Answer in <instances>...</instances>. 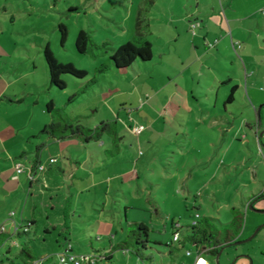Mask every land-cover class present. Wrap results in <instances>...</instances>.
Returning a JSON list of instances; mask_svg holds the SVG:
<instances>
[{"label": "rangeland", "instance_id": "374dc122", "mask_svg": "<svg viewBox=\"0 0 264 264\" xmlns=\"http://www.w3.org/2000/svg\"><path fill=\"white\" fill-rule=\"evenodd\" d=\"M126 7L125 0H0V227L8 231L11 221L20 226L21 219H27L35 206L36 223L31 225L29 233L15 238V245L27 244L38 263L45 260L44 263L52 264L54 255L64 246H70L76 255L112 252L113 259L106 264H172L163 257L164 253L174 249L167 244L172 238L171 221L182 227L179 235L183 246L179 251L183 253L196 251L195 246L185 242L189 234L186 227L191 226L195 214L201 218L216 217L225 224L231 218L230 209L239 207L237 210L242 219L239 241L250 238L259 226L264 225V213L244 207L245 198H249L247 203H250L254 195L264 193V60H261L258 84V98L262 100L259 132L263 135L258 141L254 136L248 138V143L239 139L232 149L236 157H244L243 165L221 166L212 169L207 176L202 173L194 177L173 174V170L162 168V151L168 147L159 141L155 145L160 153L154 160L153 170H145L139 164L136 171H129L131 163L128 161L137 159L140 146L134 144L139 134L132 133L131 128L142 125L144 130L147 129L145 122L140 121L139 113H135V108L141 110L147 100V95H142L139 89L157 88L159 81L155 77L150 79L148 69L151 66L147 70L139 64L133 65L132 69H115L108 60L111 51L103 55L102 48H92L97 54L95 57L91 51L80 54L75 48L76 37L81 31L86 32L93 43H106L111 49L127 43L121 29ZM190 24L188 33L192 36ZM59 25L67 32L63 45ZM45 46L58 64H71L85 71L86 76L77 79L63 75L61 79L66 85L63 90L50 87L43 58ZM106 63H109V69L97 74L95 69ZM132 91L142 96L137 107L132 106L135 103L132 104L128 96ZM49 103L56 109H63L71 123L86 128L105 120H115L111 114L117 112L120 118L117 130L123 139L118 143L119 155L113 145L103 152L110 141L106 135L102 145L94 140L87 145L75 140L64 144L50 142L43 147L40 151L43 162L50 154L64 161L65 157L60 155L62 145L63 154L77 158L76 162L80 163V166L73 161L67 163L65 187L53 191L38 184L30 188L25 173L16 177L10 175L15 164L30 167L28 160L41 142L32 137L38 136L49 124L51 118L46 112ZM132 109V121H126L125 111ZM156 126L158 128L152 131H162V126ZM240 148L243 154L239 152ZM22 149L27 152L26 158L19 157ZM165 152L171 156L167 154L169 150ZM90 153H94L92 156L99 166L90 164ZM111 153H114L113 157ZM245 156L249 158L245 159ZM222 162L225 165L223 158L218 159V167ZM86 169L93 172L88 182L84 177L88 172ZM112 176H116V180L109 191H106V185L97 184ZM203 182L207 183L206 187L201 186ZM194 197L201 206L199 210L193 202ZM46 209L50 221L58 227L48 226V233L44 234ZM253 210L264 211V198L253 203ZM57 220L60 223H56ZM199 221L200 218L197 223ZM134 223H143L148 228L149 244L145 250H140L141 258L134 255L135 246L132 239L127 238ZM123 240L128 241L126 245L121 244ZM239 253L246 256L247 264H264V227L249 242L224 248L219 264H229L228 260L233 261ZM8 256L6 259L0 255V264H12L10 260L21 263L19 258ZM191 259L184 256L181 262L190 264ZM207 260L212 263L211 258Z\"/></svg>", "mask_w": 264, "mask_h": 264}, {"label": "crops", "instance_id": "0c3cea01", "mask_svg": "<svg viewBox=\"0 0 264 264\" xmlns=\"http://www.w3.org/2000/svg\"><path fill=\"white\" fill-rule=\"evenodd\" d=\"M125 2L127 7L125 19L123 18L121 23L122 38L129 42L136 36H142L151 43L152 60L146 64H135H139L140 68L145 66V70L151 66V69H148L150 79L155 77L154 79L159 81L157 88L139 89L142 95H147V100L141 110L135 108V113H139V119L145 122L147 129L139 134L137 142L134 143L140 146L137 159L128 161L131 163L129 171H136L139 164L145 170H153L154 160L160 153V149L155 145L159 141L168 147L162 151V168L173 170V174L194 177L197 173H202L207 176L212 169L217 170L221 166L230 168L234 164L243 165L244 157L238 158L233 153L234 144L239 142V139H244L248 143V138L252 136L258 141L259 128L262 124L260 110L262 106L259 107L262 100L258 98L260 94L258 84L260 64L261 60H264V0H125ZM190 22L199 23L192 36L188 33ZM154 44L157 46L156 49ZM128 96L130 102L135 103L132 106L137 107L142 96L133 91ZM125 112L126 121H132L131 112H134V109ZM112 113L115 120L105 121H116L118 124L119 113ZM156 125L162 126V131H152L158 128ZM150 129L151 132H148ZM103 137L99 140L101 145ZM32 139H40L39 144L45 146L50 142L64 144L66 141L75 140L85 145L90 143V141L84 143L76 138L56 140L40 133ZM108 146H111V139L105 146L104 153L109 151ZM60 149L61 157H65L64 161L50 154L43 162L39 154L38 165L45 166L46 171L37 172L33 181L27 178L30 188L33 184L41 185L48 191L65 187L67 163L73 161L77 166H80V163L76 162L78 159H73V156L66 157L67 153L63 154L62 145ZM166 150L170 151L167 154L171 156L165 155ZM119 152L120 148L117 155ZM239 152L243 154L241 148ZM34 153L35 151L28 160V166L33 164ZM114 153H111L112 157ZM26 154V150L22 149L19 157L26 158ZM92 155L94 153H90V164L99 166ZM50 158H55L56 162L50 165L48 163ZM222 158L225 165L222 162L218 167L217 161ZM247 158L249 156H245V159ZM212 161L215 163L212 164ZM83 163L87 165L86 161ZM92 168L93 166L91 170ZM86 170L88 172L84 177L88 182L93 172ZM10 175L13 177V169ZM115 178L116 176H112L98 181L97 184L106 185V191H109ZM205 185L207 183L203 182L201 186ZM261 194L264 195L261 191L253 197ZM193 199L197 210L201 209L196 198ZM248 199H244V207L247 209L254 201L247 203ZM34 208L35 206L27 219L22 218L21 222L26 220L36 223ZM229 213L231 218L225 224L216 217H204L209 218L213 224L217 220L218 224L215 223V226L223 229L231 222V209ZM44 216L46 226L43 227V231L46 234L48 226L56 229L58 224L50 221L47 209ZM199 217L201 219V216ZM65 223L67 224V219ZM13 225L19 226L11 221L8 232L13 231ZM170 226L173 234L175 232L173 223H170ZM239 239L238 234L236 241ZM182 246L183 243L180 241L178 245L173 246V251L164 253L163 257L168 258L172 264H183L181 258L192 257L189 263L193 264V255L187 256V251L184 253L179 251ZM106 254L107 257L97 264H106L113 259L112 252ZM205 256L208 257L206 259H212L211 264H215L216 256L207 253ZM236 256L238 258L234 264H247L244 261L246 259L244 254L239 253ZM44 262L46 261L44 260L42 264H46ZM228 262L232 263L231 258Z\"/></svg>", "mask_w": 264, "mask_h": 264}, {"label": "trees", "instance_id": "16d2710c", "mask_svg": "<svg viewBox=\"0 0 264 264\" xmlns=\"http://www.w3.org/2000/svg\"><path fill=\"white\" fill-rule=\"evenodd\" d=\"M58 30L60 32V43L63 45L66 39V28L63 25H59ZM75 48L80 54L91 51V55L95 57L97 54L92 52V48H102L103 55H107L108 52L111 51L108 60L115 69H127L135 63L146 64L150 62L153 57L151 43L142 36H136L132 41L111 49L106 43L100 45L93 43L91 37L86 32L81 31L76 37ZM43 58L47 67L50 87L63 90L66 86L61 79L63 75L81 79L87 74L85 71L76 69L71 64H58L47 46L43 48ZM109 67V63L102 64L95 69V72L97 74H102L106 72ZM46 112L50 115L51 121L48 125L43 127L40 132L41 135L56 140L76 138L84 143H88L92 140L99 141L106 135L111 139V145L116 147L115 152L117 154L119 150L118 143L121 141V137L117 130L116 121H105L95 127L86 128L82 125L71 123L63 109L54 108L52 103L46 105ZM44 146V144H39L35 148L32 164L33 170L36 169L39 163V154ZM263 198L264 196L261 194L255 196L254 200L259 201ZM231 214L232 219L227 228L218 229L210 219L206 217L201 218L196 226L186 227V231L189 234L185 237V242L195 246L196 249H208L209 251L207 254L210 256H216L217 253L226 246H233V244L237 242L236 240L240 232L242 219L237 209H231ZM24 222L25 224H23ZM21 224L22 225L17 227L15 231L11 232L2 231L0 227V255L5 256L6 259H9L8 254L19 258L21 263L17 264H36L38 261H36L34 256L30 253V248L27 244L15 245V238H21L22 235L29 233L33 222L22 220ZM127 238L132 239V244L135 246L134 255L137 258H141L140 250H145L149 244L148 228L143 223H134L132 224L131 230L128 232ZM127 242L128 241L123 240L121 244L126 245ZM15 248H17V250H15ZM1 249H5V251L2 252ZM106 257L107 254L105 253V258ZM10 261L12 264H15L14 260ZM0 263H2L1 259Z\"/></svg>", "mask_w": 264, "mask_h": 264}, {"label": "built area", "instance_id": "2783aa9c", "mask_svg": "<svg viewBox=\"0 0 264 264\" xmlns=\"http://www.w3.org/2000/svg\"><path fill=\"white\" fill-rule=\"evenodd\" d=\"M199 26L198 22H192L190 24V30L194 34V30ZM144 131V127L142 125H137L133 126L131 128V132L134 134H140L141 132ZM56 162L55 158H50L48 160V163L54 164ZM14 175L18 176L22 173L27 174V178L30 179V181L34 180L35 174L37 172H44L46 171V167L43 165H37L36 169L33 170L32 166L30 167H24L21 164H15L14 165ZM199 215H195V219H193L191 226H196L197 225V219H199ZM174 226L175 232L172 234V238L170 241L167 242L169 246H175L180 243V235H179V230H180V225L179 224H174L173 221H171ZM19 227V226H18ZM17 227L13 225V231H15ZM2 231H6L5 227H1ZM208 249H196V251H187L186 255L187 256H194V262L193 264H209L207 259H206V253L208 252ZM123 254L125 253L124 251L122 252ZM105 259V253L103 254H94V255H76L72 252L71 247L67 246L65 247L61 252L57 253L54 255V263L53 264H97L101 262L102 260ZM42 261L36 264H41Z\"/></svg>", "mask_w": 264, "mask_h": 264}, {"label": "water", "instance_id": "95a60500", "mask_svg": "<svg viewBox=\"0 0 264 264\" xmlns=\"http://www.w3.org/2000/svg\"><path fill=\"white\" fill-rule=\"evenodd\" d=\"M262 135H263V133H259L258 137L260 138V137H262ZM263 196H264V195H263ZM254 202H255V200L249 205L248 209L251 210V211H254V212L264 213V211H255V210H253V203H254ZM263 227H264V225L259 226L250 238H248V239H246V240H243V241L235 242V243L233 244V246H237V245H241V244H244V243L249 242L250 240H252V239L256 236V234L259 232V230H260L261 228H263ZM226 247H230V246H226ZM226 247H225V248H226ZM223 249H224V248H222V249L217 253L216 258H215V264H219V257H220V255H221ZM245 257H246V256H245ZM237 258H238V257H236V258L232 261L231 264H234V262L237 260ZM250 264H251V262H250Z\"/></svg>", "mask_w": 264, "mask_h": 264}]
</instances>
